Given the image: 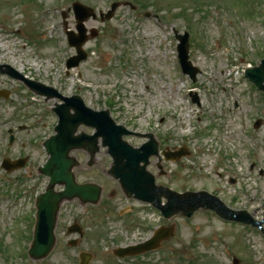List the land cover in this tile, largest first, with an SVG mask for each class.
<instances>
[{
    "label": "rangeland",
    "instance_id": "obj_1",
    "mask_svg": "<svg viewBox=\"0 0 264 264\" xmlns=\"http://www.w3.org/2000/svg\"><path fill=\"white\" fill-rule=\"evenodd\" d=\"M243 1L0 0V40L7 43H0V65L20 68L25 78L64 98L79 96L95 111L108 110L114 122L138 134L124 138L133 147L152 134L161 151L184 149L187 155L176 162L151 159L148 170L163 174L157 183L176 191H208L264 229V93L244 78L264 57V0ZM73 2L96 13L106 12L112 2L121 6L110 20L85 23L98 35L83 47L86 61L67 71L65 62L75 52L67 45L62 13L74 31ZM173 31L188 34L195 82L180 72ZM0 91L8 92L0 97V158L27 156L30 169L10 174L0 169V264H78L79 252L90 255L89 264H232L233 258L238 264H264L259 228L253 233L251 227L226 225L204 211L163 222L156 214L136 213L137 205L107 176L111 161L101 147L92 158L82 150L69 154L79 163L73 169L76 182L99 185L100 201L86 211L76 199L62 202L64 236L58 229L49 256L30 258V238L22 239L28 235L24 221L33 214L23 193L47 185L38 172L46 159L41 144L54 132L51 109L62 101H46L2 73ZM193 96L198 104L191 102ZM256 120L260 125L253 128ZM8 129L16 136L10 145ZM79 133L92 131L81 126ZM12 200L13 209L7 205ZM73 219L84 237L69 248L67 240L75 237H67L65 227ZM171 224L174 235L157 251L123 259L112 254L146 240L151 227Z\"/></svg>",
    "mask_w": 264,
    "mask_h": 264
},
{
    "label": "water",
    "instance_id": "obj_2",
    "mask_svg": "<svg viewBox=\"0 0 264 264\" xmlns=\"http://www.w3.org/2000/svg\"><path fill=\"white\" fill-rule=\"evenodd\" d=\"M117 6V3L111 5V10L105 16L106 19L112 17ZM72 10L77 22L76 30L78 34L75 35L72 32H68L67 36L69 44L76 48L77 55L67 61V68L76 67L81 61L86 59V54L81 50L82 44L87 40L83 22L90 17H95L91 9L79 3H73ZM96 35L97 33L92 30L90 37H96ZM175 37L179 42L177 50L179 53L180 65L184 73L189 74L194 80L196 70L188 62V35L186 33L184 35L175 33ZM10 74L14 75L11 71ZM246 77L252 81L259 90L264 91V60L261 61L258 68L247 71ZM31 85L34 86L33 84ZM34 87L41 93H46L47 91L41 86L35 85ZM49 93L50 92L47 91L46 94ZM64 100L66 104L58 107L56 110L60 117L59 125L56 128L58 134L46 143L48 152L51 154V159L42 171L50 177V189L39 197V202L37 204L36 238L29 252L34 258L46 256L52 247L54 218L57 203L60 200L65 197L71 198L73 196H78L92 202L98 199V188L74 184L73 178L69 173L72 162L70 159L68 160L66 158V153L70 149L81 147L83 142L93 145L97 137H102L103 144L109 147L110 154L115 158L113 173L116 178H119L124 190L129 194H133L135 198L139 200L153 202L155 206L162 210L165 217H170L179 212L189 217L193 211L200 207H204L216 210L228 220L253 223L244 214L237 215L236 213L224 210L215 198H212L205 192L199 194L186 193L184 195H171L167 191L161 190L162 192H160L167 196L168 204L164 208L160 207L159 198L156 196L157 191H155L153 186L154 180L152 176L144 172V167L148 164L149 156L157 153L154 142L151 141L144 144L139 149H133L121 141V136L127 135L128 133L122 127L114 125L109 118L108 112H93L85 108L82 102L76 97ZM193 100L195 102L197 101L196 98ZM69 108L74 109L75 114L73 116L67 114ZM80 124L95 127L97 129V134L94 137H85L83 135L73 137L72 133L74 129ZM256 126H259V122H257ZM183 155L184 151L178 153L164 152L166 160L178 159ZM123 160L124 163L122 162ZM141 162L144 164L143 167H140ZM22 165L23 164H19V166H9V163L6 162L5 168L11 171ZM59 183H65L66 189L59 193H53L52 187ZM173 230V226L169 228H160L150 241L146 242L144 245H140L137 249L118 250L115 253L118 256H125L156 249L160 246V243L173 235ZM70 231L73 232L76 230L72 229ZM74 244L75 242H70V245ZM133 250H135V252ZM81 261L82 264H87L89 256L85 253L82 254ZM237 263V261H234V264Z\"/></svg>",
    "mask_w": 264,
    "mask_h": 264
},
{
    "label": "flooded vegetation",
    "instance_id": "obj_3",
    "mask_svg": "<svg viewBox=\"0 0 264 264\" xmlns=\"http://www.w3.org/2000/svg\"><path fill=\"white\" fill-rule=\"evenodd\" d=\"M20 157H22V156H18L17 158H20ZM24 158H26L25 159V165L27 166V164H28V162H29V159L27 158V156H25ZM61 214L59 213L58 214V218H57V223H56V231L58 230V229H61V231H62V234L64 235V221H62V220H60V218H61V216H60ZM83 237H84V234H83Z\"/></svg>",
    "mask_w": 264,
    "mask_h": 264
},
{
    "label": "bare ground",
    "instance_id": "obj_4",
    "mask_svg": "<svg viewBox=\"0 0 264 264\" xmlns=\"http://www.w3.org/2000/svg\"><path fill=\"white\" fill-rule=\"evenodd\" d=\"M1 37H2V36H1ZM0 43H1V45H3V44H4V45L7 44L6 42L3 43L2 40H0ZM17 72L21 73V69H20V68L17 69ZM46 101H47V100H46ZM263 197H264V196H263Z\"/></svg>",
    "mask_w": 264,
    "mask_h": 264
}]
</instances>
